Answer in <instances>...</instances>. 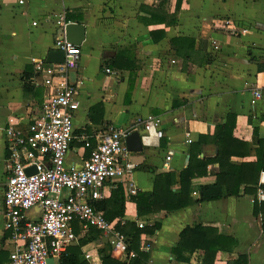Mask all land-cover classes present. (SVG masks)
<instances>
[{
    "label": "crops",
    "instance_id": "obj_1",
    "mask_svg": "<svg viewBox=\"0 0 264 264\" xmlns=\"http://www.w3.org/2000/svg\"><path fill=\"white\" fill-rule=\"evenodd\" d=\"M160 3L159 16L165 23L151 17ZM63 14L80 18L69 23L86 28L85 39L77 46L81 51L78 68L69 71L67 78L71 85L82 84L77 87L79 107L73 115L74 135L66 166L80 168L106 127L126 129L147 116L156 117L163 137H149L151 143L142 145L140 152L128 151L136 164L128 179L136 194L129 196L120 182L107 181L98 201L109 199L120 185L125 200L121 221L136 226L143 222L146 228L158 225L153 235L140 237L139 252L141 246H150L143 252L149 256L147 264H203L202 250L183 252L185 262L172 253L181 232L197 226L234 241L231 248L217 251L212 264H231L240 256L246 257L247 264H264L262 216L250 195L197 202L176 212L155 213L149 220L137 218L131 201L139 193L152 191L156 175L172 172L178 181V174L189 164L191 144L200 135L212 136L229 114L235 118L233 137L247 144L246 157L232 161H256L257 144L264 142V0H0V264H9L13 248L3 218L4 130L11 126L26 131L45 100L49 90L41 84L32 60L46 63L48 52L56 50L54 41L61 36L56 20ZM173 39L194 41L187 58L185 49L177 53ZM118 53L133 58L132 73L111 67ZM27 67L33 74L25 91L22 76ZM106 68L118 74H107ZM255 91L260 97L251 104ZM89 138L93 145L86 148L83 142ZM217 151L207 143L200 146L197 156L213 158ZM168 155L171 169L165 170ZM218 172V165L211 164L206 175L192 181L193 200L198 199L201 186L215 184ZM258 184L264 188V172L259 173ZM178 189V184L171 188L172 192ZM259 192L263 196L264 190L257 193L264 202ZM40 215L37 207L25 213L29 221ZM119 220L108 223L114 229ZM72 225L77 240L65 252L90 233L91 241L81 247L84 262L100 264V253L106 248L115 259L101 231L91 227L81 231L76 220ZM91 230L96 232L91 234Z\"/></svg>",
    "mask_w": 264,
    "mask_h": 264
},
{
    "label": "built area",
    "instance_id": "obj_2",
    "mask_svg": "<svg viewBox=\"0 0 264 264\" xmlns=\"http://www.w3.org/2000/svg\"><path fill=\"white\" fill-rule=\"evenodd\" d=\"M56 21L61 36L55 39L54 48L64 53V61L47 65L32 60L35 71L41 75V84L49 92L39 111L32 115L26 131L11 126L4 130L7 154L3 218L4 229L13 245L9 264H48L50 258L53 264H58L67 246L77 240L72 227L74 220L81 231L89 227L101 231L113 257L128 263L137 257V252L130 249L129 238L115 231L93 202L102 199L107 181L120 182L129 196L136 194V188L128 180L136 164L130 161L124 140L133 131L141 133L142 145L151 143L147 142L149 137L162 138L161 121L147 116L130 128L108 126L97 135L95 146L81 167H67L65 159L73 137V115L79 107L77 87L82 84L79 81L71 85L67 78L69 71L78 68L81 51L65 39L64 29L69 22L65 21L64 14ZM105 73L118 74L109 68ZM253 97L251 104L260 97L259 92L255 91ZM84 146L91 145L86 140ZM170 160V155L166 156L163 169H171ZM31 168L35 172L28 175L26 170ZM261 193L259 198L264 197ZM35 207L41 215L36 221H29L25 213ZM137 226L143 228L144 224L139 222ZM149 248L143 245L140 251L148 252ZM84 257L90 260L89 254Z\"/></svg>",
    "mask_w": 264,
    "mask_h": 264
},
{
    "label": "trees",
    "instance_id": "obj_3",
    "mask_svg": "<svg viewBox=\"0 0 264 264\" xmlns=\"http://www.w3.org/2000/svg\"><path fill=\"white\" fill-rule=\"evenodd\" d=\"M162 6L163 3H160L152 11L151 17L152 19L155 18V22H166L165 18L163 19L159 16L162 13ZM157 16L159 18H156ZM74 19L80 20V18L72 15L66 14L65 16L66 22L73 21ZM171 21L173 23L175 19L173 21L172 17ZM152 34L154 33H151V36ZM171 42L174 46H177L175 48L177 53H180L184 49L187 51L185 54L186 58L188 57V51H192L191 49H193V40L173 39ZM122 56V54L118 53L111 67L132 73L133 58L123 56L124 60L121 61L120 58ZM32 74V68L27 67L22 76L25 91L28 89ZM234 126L235 118L232 114H229L224 124L216 126L212 136L200 135L198 141L191 144L189 164L178 174V181L172 172L156 175L151 192L139 193L132 197L131 201L136 206L137 218L140 220H149L148 218L151 215L161 211L172 213L197 202L219 200L245 194L253 197L255 210L262 216L261 229L264 231V202L259 201L257 197L258 191L264 190L263 186L258 184L259 173L264 172V142L260 141L257 144V158L255 162L244 163L232 161L233 158L243 159L247 155V144L233 137ZM88 140L92 146L93 139L89 138ZM207 143H211L217 147L218 151L216 156L213 158H198L197 153L200 151V146ZM211 164H217L219 167L216 182L211 186H201L199 188L198 199L193 200L191 197L193 192L191 183L194 179L206 175L208 166ZM176 184L179 185V189L177 192H172L171 188ZM241 186L244 187L242 191L240 190ZM123 195V189L118 185L111 193L109 199L95 202L93 205L97 210L104 213L107 222H111L116 218L120 219L114 226V230L129 238L130 249L137 252V257L128 263L119 262L110 257L106 252L108 250L106 248L100 253V264H147L149 262L148 254L138 251L140 237L142 234L153 235V232L158 229V225L155 224L147 228H138L134 222H122L121 219L125 211ZM94 232L96 231L91 230V234ZM89 235L80 239L77 246L69 247L65 254L62 255L60 264H86L82 258L81 247L91 241V237H88ZM232 246H234L232 239L221 238L216 233H213V230L197 226L195 228H187L181 232L180 241L173 248L172 253L179 261L185 262L186 260L182 257L183 252L187 251L191 254L195 250H202L204 251L203 264H212V259L217 251L229 249ZM231 264H247L246 257L240 256Z\"/></svg>",
    "mask_w": 264,
    "mask_h": 264
},
{
    "label": "water",
    "instance_id": "obj_4",
    "mask_svg": "<svg viewBox=\"0 0 264 264\" xmlns=\"http://www.w3.org/2000/svg\"><path fill=\"white\" fill-rule=\"evenodd\" d=\"M86 28L84 24L72 22L66 25L64 29V36L67 42L75 46H80L85 39ZM46 63L48 64H61L64 61V53L59 50L49 51L46 56ZM141 133L133 131L126 136L124 143L127 150L131 153L140 152L142 150ZM35 172L34 168L26 170L28 175ZM48 264H53L52 259H48Z\"/></svg>",
    "mask_w": 264,
    "mask_h": 264
},
{
    "label": "rangeland",
    "instance_id": "obj_5",
    "mask_svg": "<svg viewBox=\"0 0 264 264\" xmlns=\"http://www.w3.org/2000/svg\"><path fill=\"white\" fill-rule=\"evenodd\" d=\"M130 158V157H129ZM131 161V160H130Z\"/></svg>",
    "mask_w": 264,
    "mask_h": 264
},
{
    "label": "bare ground",
    "instance_id": "obj_6",
    "mask_svg": "<svg viewBox=\"0 0 264 264\" xmlns=\"http://www.w3.org/2000/svg\"><path fill=\"white\" fill-rule=\"evenodd\" d=\"M152 133V132H151Z\"/></svg>",
    "mask_w": 264,
    "mask_h": 264
}]
</instances>
